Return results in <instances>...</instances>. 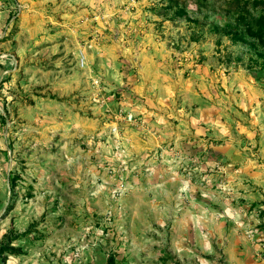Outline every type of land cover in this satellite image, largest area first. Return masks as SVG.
Wrapping results in <instances>:
<instances>
[{
  "label": "rangeland",
  "instance_id": "1",
  "mask_svg": "<svg viewBox=\"0 0 264 264\" xmlns=\"http://www.w3.org/2000/svg\"><path fill=\"white\" fill-rule=\"evenodd\" d=\"M259 16L0 0V264H264Z\"/></svg>",
  "mask_w": 264,
  "mask_h": 264
},
{
  "label": "trees",
  "instance_id": "2",
  "mask_svg": "<svg viewBox=\"0 0 264 264\" xmlns=\"http://www.w3.org/2000/svg\"><path fill=\"white\" fill-rule=\"evenodd\" d=\"M243 18H245V15H241V19ZM253 23H255V25H258V27H254L253 25H248L247 31L252 35L260 38L264 42V16H259L256 20L254 18L252 24Z\"/></svg>",
  "mask_w": 264,
  "mask_h": 264
},
{
  "label": "crops",
  "instance_id": "3",
  "mask_svg": "<svg viewBox=\"0 0 264 264\" xmlns=\"http://www.w3.org/2000/svg\"><path fill=\"white\" fill-rule=\"evenodd\" d=\"M248 258H239L237 264H261L257 257Z\"/></svg>",
  "mask_w": 264,
  "mask_h": 264
}]
</instances>
